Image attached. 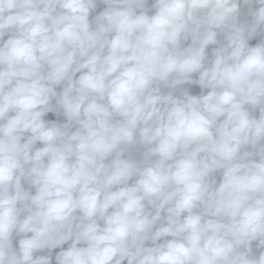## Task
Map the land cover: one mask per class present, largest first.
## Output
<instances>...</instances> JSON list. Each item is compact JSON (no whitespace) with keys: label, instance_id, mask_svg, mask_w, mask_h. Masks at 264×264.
Instances as JSON below:
<instances>
[{"label":"clouds","instance_id":"clouds-1","mask_svg":"<svg viewBox=\"0 0 264 264\" xmlns=\"http://www.w3.org/2000/svg\"><path fill=\"white\" fill-rule=\"evenodd\" d=\"M0 264H264V0H0Z\"/></svg>","mask_w":264,"mask_h":264}]
</instances>
